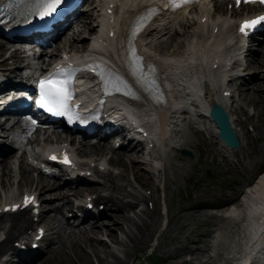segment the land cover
Wrapping results in <instances>:
<instances>
[{"label": "bare ground", "instance_id": "1", "mask_svg": "<svg viewBox=\"0 0 264 264\" xmlns=\"http://www.w3.org/2000/svg\"><path fill=\"white\" fill-rule=\"evenodd\" d=\"M148 0H112L111 3H115V10L113 9V18L114 21L116 18L121 19L125 16L132 17L136 15L137 12L142 10L143 3ZM118 2L122 3V8H118ZM219 7H222L220 5ZM118 10H124L122 16H118ZM184 12H180L174 15H166L163 16L162 19L158 21L155 28L156 29H162L160 32H150V36L147 39H151V44L156 41L159 42L161 39H163L165 36L159 37L161 33L165 30H168L165 34H168L170 30L173 29V21H176L179 23L180 28L184 30V35L189 33V29L191 26L195 27L194 30L190 32L188 35L185 36V42L181 41L177 45L173 47L174 38H168L167 42H160L157 50L154 51L153 55L160 59L165 65V68L167 67V77L169 79L168 84L171 87H174L178 93L182 96L184 100H188L191 95L187 94L185 92V85L191 86L197 93L193 95V97H201L200 96V79L201 78H209L219 76L222 74L223 68L220 65V63H216L214 60L218 61H224L227 55V46L225 43V32L219 30V33L216 35L214 34V30L216 27H219L222 24V21L220 18L211 17L207 22L202 23L203 16H196L201 17L198 19V21L195 20V17L192 19H187L184 15ZM116 17V18H115ZM79 39V38H78ZM87 39L83 38L80 43H84ZM106 45L103 44L104 49L106 52H108V49L113 48L115 42L117 41L115 38H106L104 39ZM165 43V44H164ZM86 45L79 47V51H74L76 53V57L79 56V52H82V54H85L88 50H86ZM73 46V45H71ZM101 47V44L96 42L91 46V49L93 51L99 50ZM158 48H161L158 50ZM91 53L90 51H88ZM92 54V53H91ZM99 54V52H97ZM212 59V60H211ZM255 58L253 56H250V64H254ZM216 63V68L214 69V64ZM259 63V69L261 71V74L254 76L251 78L252 82L256 85V87L249 88L248 96H251L250 101L253 103L256 107L261 108L264 107V99L260 100L258 98L260 93L264 94V81L259 83L258 80L262 78L264 80V58L261 57L260 60H258ZM218 66V67H217ZM15 72V69H11V71ZM12 72V73H13ZM223 74L228 75L229 71L223 72ZM185 87V88H184ZM219 89V88H218ZM247 97V96H246ZM217 102L220 105H222L227 112L229 113L231 117V123L237 132L240 140H241V146L243 147V138L241 137V134L239 132L237 125V119L232 114V112H235L233 109V103H230V100L223 97L222 94H219L218 90H215L213 93H209L208 96L205 97L203 101H199V105H192V107L197 110V107H201L203 110V113H199L196 115L198 118H206L205 114L208 111V108L210 107L211 102ZM176 101H173L174 107L166 111L164 113L163 119L167 120V124L162 126H158L157 123L154 125H148L147 130L150 131V134L153 137V140L151 143H157L155 144V149L160 152V161L162 163L165 162V154L163 152V148L167 144H171L173 150H178L179 148L176 146L175 143H179L181 149L182 148H190L193 146L191 141L189 139H184L181 134V128L182 125L181 122H184L183 117L188 115V111L186 110V107L176 108L175 106ZM141 111H143L144 116L147 118H150V112L145 113V109L140 107ZM247 122V121H245ZM217 132V130H216ZM214 132L209 130L208 134H213ZM149 144V143H148ZM187 146V147H186ZM104 148H101L99 146H95L91 148L92 152L100 153L103 152ZM128 150L130 153H135L139 157L144 154V143L143 142H135L134 140H129V145L126 147V151ZM156 151H151V155H155ZM128 156V155H127ZM126 156V157H127ZM130 159V156H128ZM248 157L252 160H250V163H243L241 162V168H239V172L248 173L251 168H257L259 163L264 162V144L255 147L254 150L250 151L248 153ZM124 160V158H123ZM131 160V159H130ZM132 164L136 163V160H131ZM95 162V161H92ZM219 165V164H216ZM77 166V165H76ZM8 164L3 165V174L2 179L0 180V184L2 186V192L4 193V196H0V201L2 202H8L10 199L6 197L7 193L4 191L5 186H8V177L9 174L7 172L8 170ZM137 169H134L137 173V176H140V169L138 167H134ZM75 169V168H74ZM163 169V168H162ZM25 170V169H24ZM83 168H77L78 174L77 178L80 180L82 177H80V173L84 172ZM91 171V168L88 169ZM93 171L95 173H99L101 176L102 182L104 183V186L107 187L109 194H98L97 195V201L102 202L107 205L109 211L113 212L115 215L112 218L113 223L112 225L114 228L123 231L125 234L124 240H119L117 238V235L114 233L111 227L107 228L106 235L109 238V240L113 243H116L118 245H122L124 247L123 254L124 256L118 255L116 252L111 251L110 257L112 258L114 264H125L127 259H130L135 256L137 252H141L142 249L148 246L151 239L153 238L154 234L156 233V230L160 227V214L155 215L153 210L146 209L143 210L140 214L135 213V216L131 217L129 215L130 212H135V208L139 205V203H143L147 201V196L143 195H137L136 193L129 192L124 185H121L119 183L120 177L116 176L112 172H101V170L94 168ZM30 171L25 170L24 173H26L25 181L29 182L31 180L30 176L28 175ZM75 172V171H74ZM80 172V173H79ZM149 176L151 174L146 171ZM264 173V172H263ZM263 173H261L259 176H261ZM144 175V174H143ZM153 179L151 178L149 181V184H151V181ZM95 182V180H93ZM247 181V180H246ZM75 180L69 181L68 183H74ZM247 182H251L247 181ZM95 184V183H92ZM255 187L254 190H247L244 193L241 194V196L244 197V202L246 206H242V209H248L250 218L255 223V227L251 231V233H255L256 230L260 229L262 225H264V175L260 177L259 182H254ZM253 184V185H254ZM232 185L235 187L238 186V184L235 185V181L232 182ZM28 186V185H24ZM37 188L39 195L42 196L44 194L49 193H59L60 191H63L62 189L64 186L58 182V181H50L47 177H42L40 180V183H37ZM82 188H78V190L75 192L76 194H80L82 192ZM91 191H97V188L90 187ZM158 190V189H157ZM162 193H164V190H162ZM238 191V190H236ZM9 192V191H8ZM217 194H212L210 196H198L194 202L189 203L188 205H184L179 208V212H184V215L180 217L178 220L175 219L174 215L172 214V217L170 218V222L168 227L162 232L161 239H163V242H158V248L161 249V253L163 255V259L160 264H175L173 262V259L180 254L183 253H191L193 255L197 254L198 250H201V245H205L206 247H209V240L207 239L210 234L211 230L205 229L200 230V228L192 229L191 226L187 225V222L191 220V218L197 219V216L201 215L203 211L205 210H211L216 209L218 207L222 208L223 206L231 205L232 202H237V198H235L234 194H227L223 193L220 195L221 201H215ZM3 197H5L3 199ZM60 198V197H58ZM127 198H131V200H128ZM164 200V198L162 197ZM62 201H64V206L70 207L71 200L68 198L67 195H64L62 197ZM44 204L47 202L49 205H46L48 213L53 212L54 210L61 211L60 208L53 206L52 200L44 199ZM172 203L170 202V206ZM1 214L0 215V230H2V221L1 219L4 216H8ZM208 219L203 221L200 225L205 224L204 222H211L216 221L215 224L212 226H217L222 220H220L215 215H208ZM87 218V217H86ZM123 220V221H122ZM68 221V228L71 229L72 233H76L78 229V233L80 235H88L90 241L92 242V247L94 248V253L96 257L101 258L100 253L106 252L110 248V245L98 239V235L103 234L105 224L103 226H99V223L97 222V219L95 221H85L88 222L85 225L81 226L76 225V223H72L70 220ZM121 221L124 222V225H121ZM9 226L6 232V237L4 240L0 241V264H18V263H12V261L9 259V253L14 251V248L12 247L13 241L16 239H19L21 236H23L26 232V229L31 228L34 224L31 221L29 217L23 216L21 213L17 214H10V220H9ZM232 226H236L234 222H230ZM199 225V226H200ZM87 226H89L87 228ZM126 226V229L124 228ZM75 228V229H73ZM77 234V233H76ZM71 235V234H70ZM90 235H93L90 236ZM71 237V236H70ZM163 245V246H162ZM165 245V246H164ZM255 246H264V241L259 242L255 240L254 242ZM250 250V252H249ZM253 248L249 247L246 248V251L244 252V255H236V259L238 261L234 262V259L231 261L230 259L226 258L224 263L229 264H264L261 259V253H259V256L252 258V251ZM9 252V253H8ZM205 259H209V256L206 253L201 254ZM264 255V254H263ZM20 260H27L33 258L35 255L33 254H19L18 255ZM5 257V259H4ZM124 257V258H123ZM251 260V261H250ZM250 261V262H249ZM181 264H194L193 262H183ZM223 264V262H221Z\"/></svg>", "mask_w": 264, "mask_h": 264}, {"label": "rangeland", "instance_id": "2", "mask_svg": "<svg viewBox=\"0 0 264 264\" xmlns=\"http://www.w3.org/2000/svg\"><path fill=\"white\" fill-rule=\"evenodd\" d=\"M178 39L182 41L181 37H179ZM259 48H261L263 53H259L256 55V58L258 59L264 57V45ZM253 66L257 68V65ZM263 81L264 80H262V78L258 80L259 83ZM253 87H256V85L252 84L250 87H245L244 95L249 103H251V96H248V89ZM258 98L260 100L264 99V94L260 93ZM239 103L246 106L242 107L246 111H249L251 113L249 117L254 118L253 125H261V123L264 124V107H257V110H252L249 108L250 105L246 104L244 101L239 100ZM237 105H239L238 102ZM261 128L262 133L258 136L260 138L257 139L256 137L249 135V146L241 150V153L238 156L239 165L241 162L249 164L252 158H248L247 152H250L254 150L255 147H259L264 144V125H261ZM244 132H246V130H244ZM188 139L193 144V147L196 146L198 149L199 154L198 152H196L197 160L196 156H194L195 162L185 160V158H183V155H181L179 152L166 153L165 161L167 162V170L165 174H159L158 171H154L149 165L143 164L142 161L144 160V158H142V156L139 157L133 152L130 153V159L136 160L135 164H132V161L127 156L129 155L128 151L120 152V154L110 156L109 158L111 163L117 166L112 170H114L116 174L122 175L120 176L119 183L121 185H124L129 192L136 193L140 196L146 194L150 195L153 193L154 204L152 202L150 204H153V207L155 206V215L160 214L159 230L157 228L156 233L154 234L148 246L142 249L141 252H137L138 255H141L139 264L161 263L163 255L160 252L161 249L158 248V242H163V239H161V235L162 232L168 227L172 214L177 220L184 215V212H179L180 207L194 202L198 196L206 197L212 194H217L215 201H221V199L217 197H220V195H222L223 193H227L230 195L234 194L235 198H238L245 189L243 183L246 181V179L253 180L257 176V173H259L261 168L264 167V162H261L259 163L257 168H251L248 173L239 172V168H241V165L237 169H233V166L230 165L216 167L215 165H213V162L210 159H206L201 156V153H206L207 150L213 151L212 146L207 145L202 138H197L194 134L189 135ZM196 140H199V142L202 144H200L199 146L195 145ZM191 151L194 152L195 155V150L193 148H191ZM91 154L96 153L91 152ZM85 156H88V154ZM134 167H138L140 169V173H142L140 174V176H137V173L134 170L137 168ZM123 171L125 176L122 174ZM146 171H148L151 176H149ZM30 178L31 180L29 182L23 180L22 186H16L13 185L14 179L9 176L8 179L10 180V184L7 186V189L12 185L13 187L10 189V191H17L21 187L25 188L23 187L24 185H29L27 187L36 188L39 178H36V175H33V179L32 177ZM151 178L153 180L151 181V184H149ZM234 181L235 185L238 184V186L235 187L234 185H232V182ZM161 189L164 190V193H162ZM74 190L75 189H65L63 194H67L68 197L72 199L73 196H71L70 194H72ZM5 191L7 192V190ZM99 193L109 194L110 192L101 189L99 190ZM60 194L62 193H54L52 197L60 196ZM0 196H3V192H0ZM162 197L164 198V200L162 199ZM127 199L131 200V198ZM170 202L172 203L171 206ZM146 204L145 200L143 201V203H139L137 208H135V212H130L129 215L133 217L135 216V213L140 214L143 210H146ZM150 207L152 206L150 205ZM223 211L224 210L220 209V207L218 209L213 208L211 210H205L201 215L197 216L196 220L194 218H191V220L187 222V225L191 226L192 229H209L211 230V232L213 230L211 236L213 235L214 231L219 229V231H221V233L225 235V238H227L228 236H230V232L234 228L230 230L228 229V227L231 225L230 220L224 219L222 217ZM207 214H213L222 221L215 227L212 226L216 223V221L213 220L211 222H204L205 224L200 225L203 221L208 219ZM114 215L115 214L113 212H110L103 218L97 219L100 227L105 224L103 234L98 235V239L105 241L110 245L108 251L100 253L99 256H101V258L96 257L94 248L91 244L92 242L90 241L88 235H80L78 233V230L76 232L77 234L71 233V230L67 231V227L63 226V224H60V227L57 231H52L53 235L49 237L48 242L51 243V246H55V242L60 241V243H62L61 248L58 251H54L51 254L50 258L47 257V254H45L46 256L43 257V259H41L42 256H39L32 264H114L112 258L110 257L111 251L116 252L120 256H124V247L109 240L106 235L107 228L111 227L119 240H124L126 238L123 231L114 228V226L112 225V218L114 217ZM46 219L47 225L51 226L49 222L51 221L50 219H52V217L47 216ZM122 221L121 225H124V222ZM59 222L63 221L60 220ZM88 227L89 226H87V228ZM124 228L126 229V226H124ZM5 236L6 231L0 230V238L3 239ZM90 236L93 237V235ZM208 239L209 241L212 240L210 236ZM209 245L210 247H204V245L199 244L201 250H198L196 255L186 252L175 257L173 259V262L175 264H181L183 262H193L194 264H201V262L204 260V263L202 264H217L219 263V261H224L226 259L229 252L228 246L220 245L219 247L214 248L215 246H212L211 242H209ZM202 253H206L209 256V259H205L201 255ZM128 262L130 261L128 260L126 264H128Z\"/></svg>", "mask_w": 264, "mask_h": 264}, {"label": "snow or ice", "instance_id": "3", "mask_svg": "<svg viewBox=\"0 0 264 264\" xmlns=\"http://www.w3.org/2000/svg\"><path fill=\"white\" fill-rule=\"evenodd\" d=\"M63 2V0H43L44 11L42 17L52 15L57 7ZM192 2V0H169V3L173 9L183 7L184 5ZM245 3L264 4V0H243ZM240 3V0H237ZM258 26H264V15L258 16L252 20H245L240 26V32L247 35L249 30H253ZM61 70H58L53 76L59 75ZM41 100L40 106L46 107L48 111L54 115L69 116L73 111V106L70 101L72 99V92L68 89V80H55L49 77L47 80L41 81Z\"/></svg>", "mask_w": 264, "mask_h": 264}]
</instances>
